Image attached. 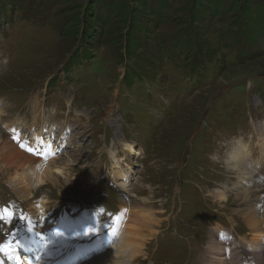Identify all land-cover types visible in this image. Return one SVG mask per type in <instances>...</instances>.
<instances>
[{"label": "rangeland", "instance_id": "obj_1", "mask_svg": "<svg viewBox=\"0 0 264 264\" xmlns=\"http://www.w3.org/2000/svg\"><path fill=\"white\" fill-rule=\"evenodd\" d=\"M114 1L128 3L132 19L110 12ZM142 1L0 0V142L8 131L23 136L17 148L44 161L18 170L0 156V217L34 211L33 224L51 228L64 214L76 233L95 221L88 238L119 225L141 247L133 264H239L243 244L229 242L228 254L225 243L208 245L215 227L251 239L234 207L264 206V0H244L238 15L240 0H197L190 23L180 21L183 0ZM92 36L89 59L80 52L65 72L80 37ZM36 135L56 151L48 161ZM46 164L60 171L45 176ZM259 218L252 229L264 233ZM17 230L0 228L1 244L15 246ZM50 238L32 228L18 241L47 255ZM246 251L242 264H253Z\"/></svg>", "mask_w": 264, "mask_h": 264}, {"label": "bare ground", "instance_id": "obj_2", "mask_svg": "<svg viewBox=\"0 0 264 264\" xmlns=\"http://www.w3.org/2000/svg\"><path fill=\"white\" fill-rule=\"evenodd\" d=\"M14 76L15 75H9V77H14ZM12 137L14 138V140ZM22 137L18 136V134H16V133L11 134V132L8 131V134H6V136H5V140L3 142L2 141L0 142V156L10 160V163L8 164V166H13L17 169L22 168V170H23L24 169L23 166L26 164L28 165L29 168L34 167V164L36 162H37L36 164L43 165V163H44L43 160H34V158L33 159L30 158L31 157L30 154H28V156H27V153H26L27 151L23 152V149L17 148V144L20 145V142H22V139H21ZM47 143L45 140L42 139L41 136L36 135L35 143L33 145L38 146L43 151V153L46 156L47 161H48L49 160L48 158L50 157V155L56 151L53 148H49L47 146ZM3 147H4V149H2ZM20 147H21V145H20ZM263 147H264V142H263ZM33 148H35V147H33ZM246 153L247 152H245L244 154H246ZM19 158H24L25 161L24 160L21 161ZM232 159L234 160L233 162L235 163V165L233 164V167L234 168L239 167L238 158L234 155V157H232ZM38 161H41V162H38ZM50 162H51V160H50ZM50 168L46 164L43 175L48 176V177L49 176L53 177V175H54L53 171L54 172L60 171V169H56V168H55L56 170L52 171V170H50ZM25 175H20V177L21 178L25 177V179H26ZM118 176H119V178L122 177L121 179H125V177H126V175H124L122 172H119ZM37 180H39V179H37ZM37 180H35V181H37ZM41 181L43 182V180H41ZM25 182L26 181H23V186H24V188H27V184L26 185L24 184ZM216 195H217L216 198H218L219 200L220 199L227 200V197H225V194L223 192H217ZM256 195L260 196L259 193H257ZM244 196L245 197H243V200L250 198L248 191H247L246 195H244ZM47 200H50V199L46 198V196L43 195L40 202H41V204L46 203ZM260 202L264 203V200L262 199ZM133 204L136 207H140L138 204H136L134 202H133ZM42 207H43L42 209H39L36 206V208L39 209V212L42 210L43 211L48 210V208H47L48 206L42 205ZM130 207L134 208L133 205L132 206L130 205ZM263 207L264 206H260L255 200H253V204L243 206L240 203L238 206H235L234 210H233V213L239 215L242 218V220L245 223V225L247 226L249 232L252 233L251 239H248L247 237H241V241H242L243 246H245V248L248 250V252L251 253L252 258H253V262H255V264H264V233L260 232V231H255L252 229V228H254V229H260L261 228L259 216L264 217V210L262 209ZM143 209L144 208H142V206H141V208L138 210L136 209V211L137 212L144 211V214L147 213V212H145L146 208H145V210H143ZM232 218L233 217L231 216V219ZM122 219H124V217ZM76 220H78V218ZM141 221H142V219H140V217H139L138 223L137 222L136 223L140 224ZM92 222L94 223L95 221H92ZM92 222L90 224L91 226H92ZM83 223H88V222H85L83 220L81 223L80 231L78 233H76V234H78V236L76 238V241L74 242V245L77 247V249H79V245H78L79 241H81L80 246H88L87 243H82V241H83V239L84 240L88 239L89 233L85 234V230L88 229L90 227V225L88 224V225L82 226ZM151 223L147 224L148 228H150L151 226L154 227V225H151ZM103 227H105V226H103ZM140 229H141V227H140ZM218 229H220V228L215 227L211 231V233H212L211 237L212 236L213 237H212V240H210V244L208 245V246H210L211 250H214L211 252L218 251L219 245L221 244L219 241L216 240V237H215V233ZM72 230L70 227L60 228V230L58 231V239L59 240H57L56 243H54V242L52 243V247H53L52 255H55L56 258H58L57 264H68L70 262H71L70 264H133L137 259H139V254L142 252L141 247H139V245H137V243H135L134 241H132L131 239L128 238V236H129L127 234L128 232H126L122 228H120L119 225L118 226L113 225L110 229L108 228L107 232H110V233L105 239L99 241L100 236H102L104 234V231H105V230L100 229L96 241L94 240V244L88 249V251H85L82 254L79 251L76 253H73L71 258L67 259V263H64V260L60 261V256L57 257V255H59L65 247V245L61 243V240L67 241L65 239V237L67 235L73 234L77 231L76 230L73 232ZM222 230L226 232L225 234H227V237H231L230 232L226 231L225 229H222ZM134 236H135L134 238H138L139 236H141V232L136 233ZM82 237H83V239H82ZM134 240H136V239H134ZM20 250L22 251V253H25L28 257L21 258L20 255H19V257H17V255H15L17 257V264H20V262H23L24 259L28 260V262L30 263L31 259L29 257V254H30L29 249L26 246H22L20 248ZM209 251H210V249H209ZM34 258H33V261H34ZM209 259L211 260L210 264H217V256L214 258L210 257ZM39 262H40V264H44L46 262V260H44V257L40 256Z\"/></svg>", "mask_w": 264, "mask_h": 264}, {"label": "trees", "instance_id": "obj_3", "mask_svg": "<svg viewBox=\"0 0 264 264\" xmlns=\"http://www.w3.org/2000/svg\"><path fill=\"white\" fill-rule=\"evenodd\" d=\"M147 1L148 0H143L140 4L141 5H144V6H146V4H147ZM183 1H185L184 3H185V5H186V7H184V10L186 9V12H185V14L184 15H181L182 17H181V20L180 21H183V22H185V23H190V22H193V21H196V17H195V15L193 14V6L195 5V4H197L198 3V1L197 0H183ZM240 1L242 2V3H240ZM239 1V3L237 4L238 6H237V8H238V11L236 12V15H238V13L239 14H242V13H245V6L246 5H244L243 3H244V0H240ZM246 1V0H245ZM218 2V1H217ZM163 4H165V3H163ZM163 4H162V6H163ZM176 4H178V2H176ZM167 4H165L164 6H166ZM111 8L109 9L110 10V12L111 11H113V10H117L118 12H117V14L118 13H120L121 11H124L126 14H127V10H128V14L126 15V17L128 18V19H132L131 17H132V14H131V11L129 10V7H130V5H128V3L126 4V6H125V3L124 2H122V3H118V2H112L111 3ZM89 9H91L92 10V8L91 7H89ZM150 9V8H149ZM183 8H179V5H178V10H179V13H181L180 12V10H182ZM93 12V11H92ZM149 13H151L150 12V10H149ZM248 14V13H247ZM95 15H97L96 13H93V17L95 16ZM116 14H114V16H115ZM114 16H111V17H114ZM249 16V15H248ZM180 18V17H179ZM179 18H177V20H179ZM96 19L97 20H99L100 18H99V15L96 17ZM79 20V19H78ZM160 21H162V19L160 18ZM173 21H174V19H173ZM69 21H67V20H65V22H64V24H63V29L64 30H66V28H68V23ZM234 22L236 23L237 22V18H235V20H234ZM84 36V34L82 35V37ZM82 37H80V42H79V44H78V46H80V49H78V52L77 53H75L74 55L72 54V59L71 60H67L66 61V66H64L63 67V70L66 72L67 70H69V68L70 67H72V65L75 63V61H74V58L75 57H77L78 56V54L81 52V55H79V58L84 54V55H86L85 56V59H89V52L88 51H86L87 49L86 48H88V47H86L85 45H86V43L88 44V46H90V43H92V42H94V41H96V39H94L93 38V36H92V40H88V38H87V41L85 42V44H81V38ZM134 37V36H133ZM121 38V37H120ZM135 39V38H134ZM125 48H128V45H125ZM90 49H93L92 47H90ZM88 50H89V48H88ZM85 53H84V52ZM91 55V54H90Z\"/></svg>", "mask_w": 264, "mask_h": 264}, {"label": "snow or ice", "instance_id": "obj_4", "mask_svg": "<svg viewBox=\"0 0 264 264\" xmlns=\"http://www.w3.org/2000/svg\"><path fill=\"white\" fill-rule=\"evenodd\" d=\"M5 213L8 216H11V213H7V210H5ZM0 219H3V217H0ZM20 219L23 220L24 217L22 216ZM29 231H31V229H29ZM93 231L94 230L92 228H88L85 230V234ZM19 247H21V244L18 240L15 246H13L11 243L0 244V253H3L7 257V259L10 261V264H17V257L14 256L13 253H15ZM36 259H40V256H37Z\"/></svg>", "mask_w": 264, "mask_h": 264}]
</instances>
